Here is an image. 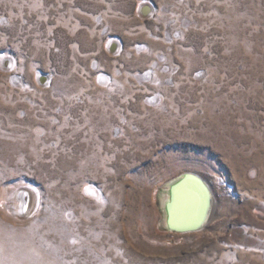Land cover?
I'll return each mask as SVG.
<instances>
[{"label":"rangeland","instance_id":"1","mask_svg":"<svg viewBox=\"0 0 264 264\" xmlns=\"http://www.w3.org/2000/svg\"><path fill=\"white\" fill-rule=\"evenodd\" d=\"M0 264H264V0H0Z\"/></svg>","mask_w":264,"mask_h":264},{"label":"bare ground","instance_id":"2","mask_svg":"<svg viewBox=\"0 0 264 264\" xmlns=\"http://www.w3.org/2000/svg\"><path fill=\"white\" fill-rule=\"evenodd\" d=\"M204 179L208 183L207 188L210 187L212 190L213 198L211 200L205 188L192 178L177 185L170 196L164 197V206L167 205L171 224L177 227L201 224L202 228L198 232L208 231L211 228L218 202L212 184L206 177ZM188 233L194 232L185 234Z\"/></svg>","mask_w":264,"mask_h":264},{"label":"water","instance_id":"3","mask_svg":"<svg viewBox=\"0 0 264 264\" xmlns=\"http://www.w3.org/2000/svg\"><path fill=\"white\" fill-rule=\"evenodd\" d=\"M150 11V7L149 6H144L142 9L143 14H148ZM116 49V45L113 44L111 46V51H115ZM44 82V78L43 81ZM195 179L196 181H198L206 190V192L208 193L210 200L213 198V194H211L212 190L209 188H207L206 185H208V183L205 181L204 176L196 173V172H187L185 173L182 177L170 182L169 184H167L164 189L163 192H161L160 194V205L164 214V221L163 224L165 226V228L167 230L170 231H174V232H179V233H187V232H198V230H201L202 225L198 224V225H194V226H190V227H177L174 226L173 224H171V221L169 219V214H168V210H167V205L164 206V197L166 196H170L171 192L173 189H175V187L177 185H179L180 183L184 182L187 179ZM210 189V190H209Z\"/></svg>","mask_w":264,"mask_h":264}]
</instances>
